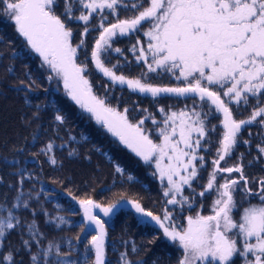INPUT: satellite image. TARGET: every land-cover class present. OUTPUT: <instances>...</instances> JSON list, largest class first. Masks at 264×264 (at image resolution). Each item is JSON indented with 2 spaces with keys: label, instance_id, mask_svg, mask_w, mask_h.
Returning <instances> with one entry per match:
<instances>
[{
  "label": "snow or ice",
  "instance_id": "obj_1",
  "mask_svg": "<svg viewBox=\"0 0 264 264\" xmlns=\"http://www.w3.org/2000/svg\"><path fill=\"white\" fill-rule=\"evenodd\" d=\"M0 9L27 49L37 54L42 66L49 70L47 79L62 82L66 96L145 165L154 167L152 175L162 185L166 205L162 214L146 210L138 200L110 202L105 206L91 196L77 198L69 193L82 212L81 233L91 236L83 246V254L77 255L71 264H107V221L99 213L110 218L125 205L140 217L139 223L158 226L164 237L178 245L181 255L177 264H236L237 259L241 264H264V177L253 178L251 183L257 187H250L244 173L246 153L238 154L237 163L221 167L241 143H252L240 135L242 130L257 123L264 128V0H0ZM121 9L135 11L121 19ZM97 15L99 21L91 23ZM109 15L116 17L115 21H110ZM81 22L84 27L76 42L74 25ZM145 22L146 46L137 38L128 51L146 72L137 78L117 74L123 72L119 58L124 57L125 63L130 61L124 50L114 45L119 37L142 31ZM94 29L99 35L89 52L83 37ZM91 65L112 85H126L133 92L150 95L157 103L164 96L181 98L185 106L178 111L171 110V106L168 110L159 107L162 121L149 114L133 123L127 108L120 111L94 92ZM150 73L170 75L182 86L154 85L149 82ZM34 84L30 79L26 87L31 89ZM251 99L255 106L250 104ZM25 102L28 103L27 98ZM249 106L252 111L247 118L235 117L234 111ZM33 115L38 118L39 109ZM54 119L64 123L61 114ZM146 120L156 126L159 142L153 138L152 130L144 126ZM212 120H219V124ZM218 131L219 137L214 138ZM32 139L38 142L39 136L33 135ZM213 142L217 146L211 171L202 190L197 192L196 186L207 171L202 153H207ZM65 146L49 140L39 154L55 167V148ZM256 150L258 155L248 166L264 157V141L257 143ZM68 155H75V151ZM0 162L10 166L22 163L7 155L0 156ZM115 172L129 181L134 179L119 164ZM233 173L238 176L233 177ZM9 175H16L18 180L16 185L5 184L0 176V185L15 192L11 200L7 192L0 194V249L5 248L8 236L19 230L21 248L29 253L30 264H57V259L62 264L72 253L63 251L60 245L49 243L42 251L32 252L33 244L41 246L44 233L35 220L37 212L31 207L32 193L26 194L23 185L25 180L38 177L18 167ZM206 194H214V199L210 213L202 214L193 206L198 204L202 208L203 201H197V197L204 198ZM35 199L38 202L39 194ZM17 210L31 211V221L22 218ZM185 210L195 214L185 216L186 224L179 225L176 217ZM46 222L56 228L67 223L63 216L51 217ZM81 240L82 236H77L76 244ZM131 250L137 251L134 244ZM17 254L18 249L8 243L7 250L0 252V264H17ZM51 256L57 259H50ZM118 264H132L127 252L120 254Z\"/></svg>",
  "mask_w": 264,
  "mask_h": 264
},
{
  "label": "trees",
  "instance_id": "obj_2",
  "mask_svg": "<svg viewBox=\"0 0 264 264\" xmlns=\"http://www.w3.org/2000/svg\"><path fill=\"white\" fill-rule=\"evenodd\" d=\"M134 11L121 9L119 18L123 19ZM115 19L116 17L109 15L110 21ZM98 21L97 15L91 23L95 24ZM83 27L82 22L74 25L76 42L81 39L79 34ZM147 28L148 22H145L143 30L134 38L120 39L115 45L126 50L127 46L122 45L124 42L136 41L137 38L145 41L143 31ZM98 35V30L94 29L83 37L89 46V52ZM90 67L92 69L90 82L94 92L120 111L127 108L129 119L133 123L149 114L162 121L163 116L158 111L159 107L168 110L171 106V110L176 111L183 108L182 102H178L181 100L176 97L164 96L159 98L157 103L150 95L132 93L126 85H112L108 78L95 70L94 65ZM121 67L123 72L118 71L117 74H124L128 78L136 77V73L143 70V66L137 63L125 66L121 64ZM9 68L12 69L11 72L8 71ZM49 74V70L42 66L39 56L27 49L23 38L18 35L14 25L0 9V156L7 155L9 159L16 157L22 161L19 165L11 166L6 162H0V176L4 177L5 184L16 185L18 177L9 175V172L16 170L17 167L26 168L36 174L38 177L36 180H25L23 185L26 194L29 191L32 193L31 207L37 212L35 220L40 231L44 233L41 246L33 244L32 252L42 251L49 243L54 246L60 245L63 251L70 250L72 253L62 264H71V260L83 254V246L91 236L81 233L82 212L69 193L77 198L91 196L105 206L110 202L138 200L146 210L154 214H160L156 208L160 207L163 199L162 193L158 190V184L161 182L158 181V177L152 175L155 170L133 156L117 138L67 97L62 82L55 80L50 82L47 79ZM30 79L34 80L35 84L28 89L26 84ZM21 81H24L25 85H22ZM157 83L162 85L159 77ZM170 83L169 86L176 85ZM26 98L28 103L25 102ZM37 109L39 116L35 118L33 113ZM56 114L63 115V124L55 121ZM147 125L152 130V136L159 138L158 132L155 131L156 126L151 120H147ZM241 134L252 143L250 145L241 143L234 157L229 160L237 163L238 154L246 153L243 160L244 173L250 180V187L256 189L257 185L251 183V180L264 177V157L252 166H248V162L258 155L256 145L264 141V128L257 123L243 130ZM33 135L39 136L38 142L32 139ZM49 140L57 146L66 145L63 148H55L58 161L55 167L48 163L46 156L39 154L40 148ZM18 148H24L25 151L19 152ZM215 149L216 143L213 142L209 151L202 153L205 159H212ZM72 150L75 151V155L69 156L68 152ZM117 164L134 179L129 181L126 176L116 173ZM5 192L8 193L10 200L15 195L14 190L0 185V194ZM37 194L38 202L35 199ZM42 209L50 215L45 216ZM17 211L22 218L26 217L31 221V211ZM56 216H63L67 223L56 228L46 222ZM139 220L140 217L133 215L131 210H120L113 218L105 220L108 233L105 242L107 264H118L122 252L128 253V259L132 264H177L180 253L176 247L164 239L158 228L145 226L139 223ZM77 236H82L79 244H76ZM24 238H28L26 229ZM8 243L18 249L15 256L17 264H20L21 260L23 264H30L29 253L21 248L19 230L13 231L7 237L5 248L0 249V252L7 250ZM133 244L136 252L131 250ZM50 259L57 258L51 256ZM57 264H61L59 259Z\"/></svg>",
  "mask_w": 264,
  "mask_h": 264
},
{
  "label": "flooded vegetation",
  "instance_id": "obj_3",
  "mask_svg": "<svg viewBox=\"0 0 264 264\" xmlns=\"http://www.w3.org/2000/svg\"><path fill=\"white\" fill-rule=\"evenodd\" d=\"M134 35V37L136 36V34L137 33H133ZM121 39H123V38H121ZM118 41V40H117ZM136 41H131V42H129V43H127V42H124L122 45H125V46H127V48H126V50H124V52H125V55L127 56V59H128V61H130V63H125L124 62V57H120L119 59H120V61H121V64L122 65H131L132 63H136V61H135V57L133 56V54L130 52V51H128V49L132 46V44H134ZM145 46H146V44H147V40H145V41H141ZM115 47H119L118 45H114ZM116 61V60H115ZM142 72H146V68L143 66V70L140 72V73H136V77H134V78H137V77H139L140 76V74L142 73ZM148 76H149V82L150 83H153L154 85H159L158 83H157V77H159L160 78V84H166V85H164V86H169V84H171L170 82H173V83H175L176 85H172V86H177V85H180V86H182V82H180V81H176L174 78H172L170 75H167V74H162V75H160V76H157V74L156 73H150V74H148ZM132 93H133V91H131ZM134 93H137V94H139L138 92H134ZM178 102H182V104H181V106L182 107H184L185 106V102L183 101V100H181V101H178ZM189 105L191 104V101L189 100L188 102H187ZM250 104L252 105V106H255V100L254 99H251L250 100ZM232 107H233V109H235L236 108V105H232ZM251 111H252V107L251 106H249V107H247L246 109H244V108H241L240 109V111L239 112H235L234 111V115H235V117L237 118V119H244V118H247L249 115H250V113H251ZM212 123L213 124H215L216 122H213L212 121ZM146 126H147V128L150 130V128L148 127V125H147V120H146ZM250 126H252V125H250ZM249 127V126H248ZM221 131V130H220ZM242 132H243V130H242ZM241 132V133H242ZM219 134H220V132L218 131L217 133H214L213 134V137L214 138H217V137H219ZM240 135H242V134H240ZM154 138V137H153ZM155 139V138H154ZM211 160L212 159H209V160H207L206 159V161H207V164H206V169H207V171H205V173L208 175V172H210L211 171ZM213 199L214 198H209V197H207V198H203L202 199V201H203V207L201 208L198 204H195L194 206H195V208L197 209V211H202V214H209L210 213V208H211V205H212V202H213ZM201 199H197V201H200ZM128 206H124V209L125 210H131L132 212H133V214L134 215H137L136 213H135V211L134 210H132V209H130L129 207L127 208ZM120 210H122V209H120ZM119 210V211H120ZM178 213V212H177ZM187 213H185V214H183L182 213V215H177V217H176V223L177 224H179V225H184V224H186V220L184 219V217L185 216H187L186 215ZM138 216V215H137ZM180 216H181V218H180ZM139 217V216H138ZM177 249V251L180 253V255H181V250L179 249V248H176ZM236 264H241V261L239 260V262H237L236 261Z\"/></svg>",
  "mask_w": 264,
  "mask_h": 264
},
{
  "label": "rangeland",
  "instance_id": "obj_4",
  "mask_svg": "<svg viewBox=\"0 0 264 264\" xmlns=\"http://www.w3.org/2000/svg\"><path fill=\"white\" fill-rule=\"evenodd\" d=\"M7 18V17H6ZM7 20L9 21V22H11L8 18H7ZM141 32V31H140ZM139 32V33H140ZM134 34H132L131 36H124V37H119L118 38V40H120L121 38H131V37H133L134 38V36H133ZM145 39L147 40V38L145 37ZM133 41H135V40H133ZM113 56H115V54H113ZM112 63L113 64H115L116 63V61L113 59L112 60ZM46 67V66H45ZM102 74V73H101ZM178 99H180V100H182L181 98H178ZM221 119H222V117H221ZM213 122H216L215 124H219V120H212ZM146 128H147V126H146V121H145V125H144ZM148 129V128H147ZM221 131H222V129H221ZM218 138V137H217ZM156 139V142H159V138H155ZM124 146V145H123ZM217 146V145H216ZM125 147V146H124ZM126 148V147H125ZM127 150H129L130 152H131V150L130 149H128V148H126ZM132 153V155L133 156H135V157H137L133 152H131ZM234 155V154H233ZM215 157V153H214V156H213V158ZM234 157V156H233ZM139 158V157H138ZM212 158V159H213ZM234 159V158H233ZM232 164H235V162L234 163H232V162H230V160L229 159H227L225 162H222L221 163V167H225V166H231ZM146 166H148V165H146ZM153 169H154V167H152ZM155 170V169H154ZM226 175V174H225ZM233 175V177H237L238 176V174L237 173H233L232 174ZM158 181H159V179H158ZM206 181H207V174L205 173V172H203V174H202V179H201V182H200V185H197L196 187H197V192H199L200 190H202V186L206 183ZM219 182H221V181H218V183ZM159 185V187H158V190H159V192H163V189H162V185H161V183H159L158 184ZM253 189H255V188H253ZM187 189H186V194H187ZM207 197H209V198H214V194H206V196L204 197V198H207ZM239 197H240V193H238L237 194V198L239 199ZM162 199H163V202H161L162 204L160 205V207H157L156 208V210L157 211H159L160 212V214H162V209L164 208V207H166V205H165V198L163 197V194H162ZM197 199H203V198H200V197H197ZM249 199L250 200H252V202H257L254 198H252V197H249ZM124 202V201H123ZM123 202H121V203H123ZM126 206V205H125ZM167 207H171V206H167ZM194 207V210L195 211H197V209L195 208V206H193ZM122 210H125L124 209V207L122 208ZM98 211V210H97ZM128 211V210H127ZM130 211V210H129ZM195 211H191V210H185V212L183 213V214H185V213H187L186 215H194L195 214ZM176 212H179V210L177 209L176 210ZM99 215L102 217V219H104V220H107V219H110V218H113L114 217V215L112 216V217H103V214L102 213H99ZM134 215V214H133ZM180 215H182V214H180ZM135 216H137V215H135ZM180 218H181V216H180ZM154 227H156V228H158V226H154ZM159 229V228H158ZM160 230V229H159ZM161 232H162V230H160ZM162 236L164 237V235H163V232H162ZM164 239L171 245V246H175L176 248H179L178 247V245H176V244H174V243H172L171 241H169L166 237H164ZM106 242V241H105ZM237 262H239V259H237Z\"/></svg>",
  "mask_w": 264,
  "mask_h": 264
},
{
  "label": "water",
  "instance_id": "obj_5",
  "mask_svg": "<svg viewBox=\"0 0 264 264\" xmlns=\"http://www.w3.org/2000/svg\"><path fill=\"white\" fill-rule=\"evenodd\" d=\"M138 93H139V92H138ZM142 95H144V94H142ZM126 206H127V205H126ZM128 207H129V206H128ZM128 207H127V208H128ZM129 208H130V207H129Z\"/></svg>",
  "mask_w": 264,
  "mask_h": 264
}]
</instances>
